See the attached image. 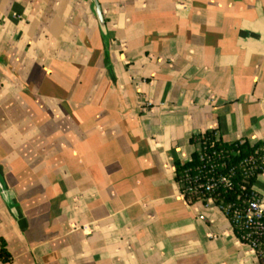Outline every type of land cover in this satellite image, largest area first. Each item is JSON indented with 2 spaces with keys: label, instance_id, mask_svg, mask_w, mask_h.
I'll return each instance as SVG.
<instances>
[{
  "label": "crops",
  "instance_id": "crops-1",
  "mask_svg": "<svg viewBox=\"0 0 264 264\" xmlns=\"http://www.w3.org/2000/svg\"><path fill=\"white\" fill-rule=\"evenodd\" d=\"M97 2L0 0V264H261L175 164L264 141V0Z\"/></svg>",
  "mask_w": 264,
  "mask_h": 264
},
{
  "label": "built area",
  "instance_id": "built-area-1",
  "mask_svg": "<svg viewBox=\"0 0 264 264\" xmlns=\"http://www.w3.org/2000/svg\"><path fill=\"white\" fill-rule=\"evenodd\" d=\"M196 145L197 164L186 169L177 182L182 196L214 203L226 215L238 239L253 249L264 264V203L252 185L248 190L249 180L264 172V141L234 165L229 163L230 157L239 156V151L216 149L203 136L196 140ZM237 173L242 180L236 200L215 203V197L233 190Z\"/></svg>",
  "mask_w": 264,
  "mask_h": 264
},
{
  "label": "trees",
  "instance_id": "trees-1",
  "mask_svg": "<svg viewBox=\"0 0 264 264\" xmlns=\"http://www.w3.org/2000/svg\"><path fill=\"white\" fill-rule=\"evenodd\" d=\"M204 137L205 140H207V144L212 143L213 147L216 149H224L227 150L228 152L230 151H239L240 155L239 156H233L230 157L229 163H231L232 165L237 164L238 162L241 161V159H243L245 156L253 153V151L255 149H257L258 147L261 146L262 142L259 144H256L255 146H249L247 143L243 142L241 144H238L239 142L233 143V144H225L222 143L220 140H217L214 136V133H206L204 135H202ZM197 156L195 154L192 155V162L188 163H176L175 164V179L178 182L183 174V172L186 169L192 168L197 164ZM242 177L240 173H237L235 179H234V188L231 192H228L226 194L222 193L219 197H215V203H220V200H223V202H234L237 198V195L239 193L238 191V186L241 183ZM255 181V177L251 178L249 180V184H248V190L251 187V185H253ZM186 200L188 201H193L195 200L194 198H188L186 197ZM0 258H4V252H0Z\"/></svg>",
  "mask_w": 264,
  "mask_h": 264
},
{
  "label": "water",
  "instance_id": "water-1",
  "mask_svg": "<svg viewBox=\"0 0 264 264\" xmlns=\"http://www.w3.org/2000/svg\"><path fill=\"white\" fill-rule=\"evenodd\" d=\"M91 10H92V13H93L96 21H97L99 32H100V35L102 38V42L104 44H107L108 35H107V31H106V26H105L104 18L102 16L100 6H99L97 0H92ZM0 194H1L2 199L5 201V203L7 205H11L9 202L7 188L5 186L1 171H0Z\"/></svg>",
  "mask_w": 264,
  "mask_h": 264
}]
</instances>
